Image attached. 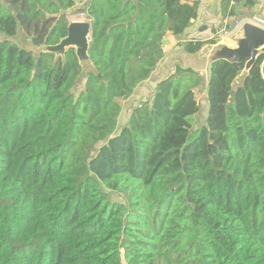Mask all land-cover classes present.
Masks as SVG:
<instances>
[{
	"label": "trees",
	"instance_id": "1",
	"mask_svg": "<svg viewBox=\"0 0 264 264\" xmlns=\"http://www.w3.org/2000/svg\"><path fill=\"white\" fill-rule=\"evenodd\" d=\"M199 5L0 0V264H264V54L238 84L246 62L214 60L206 90L201 71L175 65L119 127ZM82 18L97 69L82 82L73 48L36 60L15 43L21 27L57 44Z\"/></svg>",
	"mask_w": 264,
	"mask_h": 264
},
{
	"label": "crops",
	"instance_id": "2",
	"mask_svg": "<svg viewBox=\"0 0 264 264\" xmlns=\"http://www.w3.org/2000/svg\"><path fill=\"white\" fill-rule=\"evenodd\" d=\"M200 2L198 15L193 19L192 25L179 36H168L165 46V57L158 63L153 75L149 80L141 83L133 95L124 102L120 119L125 124L132 109L142 99H146L153 93L159 80L169 75L175 65L191 66L204 76V88L208 84L210 59L214 51L224 46L227 48H237L239 39L243 36L242 24L250 21L254 15L264 18V0H238L233 2L235 15L225 17L221 10L222 0H198ZM190 38L201 40L216 39V43L206 44L202 50L195 54H187L184 50V43ZM165 45V44H164ZM210 47V48H208ZM210 53V54H209ZM262 73L264 76V61L262 63ZM242 75L236 80L240 83ZM204 95V94H203ZM203 96L201 97V101Z\"/></svg>",
	"mask_w": 264,
	"mask_h": 264
},
{
	"label": "water",
	"instance_id": "3",
	"mask_svg": "<svg viewBox=\"0 0 264 264\" xmlns=\"http://www.w3.org/2000/svg\"><path fill=\"white\" fill-rule=\"evenodd\" d=\"M241 27L243 36L239 39L238 47L227 48L222 46L218 48L211 56L210 65L216 59H227L237 62L245 61L246 66L241 74L243 78L258 57L264 54V28L249 21H245ZM15 39V43L20 49L33 53L36 60L39 59L41 53L50 52L56 54V59L61 56L65 61L66 53L73 48L82 68L78 78L79 82H82L90 72H97L89 54L92 25L87 19H72L68 24L67 35L54 45L36 46L21 27L18 28ZM164 44H167V40L164 41Z\"/></svg>",
	"mask_w": 264,
	"mask_h": 264
},
{
	"label": "rangeland",
	"instance_id": "4",
	"mask_svg": "<svg viewBox=\"0 0 264 264\" xmlns=\"http://www.w3.org/2000/svg\"><path fill=\"white\" fill-rule=\"evenodd\" d=\"M5 38H6V36L4 34H1L0 33V40L5 39ZM14 40H16V39L14 38ZM202 96H203V100L200 101V103H201V110L191 120L192 121V124H193V127L195 129H198L199 127H201L206 122V119H207V114H208V99H207V96H206V92H205L204 95L202 94L201 97ZM122 123H123V120L120 119V121H119V127L122 126ZM113 198L115 200L123 201V197L121 195H117L115 193H113Z\"/></svg>",
	"mask_w": 264,
	"mask_h": 264
},
{
	"label": "built area",
	"instance_id": "5",
	"mask_svg": "<svg viewBox=\"0 0 264 264\" xmlns=\"http://www.w3.org/2000/svg\"><path fill=\"white\" fill-rule=\"evenodd\" d=\"M249 22L264 28V18L261 16L254 15L253 17L250 18Z\"/></svg>",
	"mask_w": 264,
	"mask_h": 264
}]
</instances>
